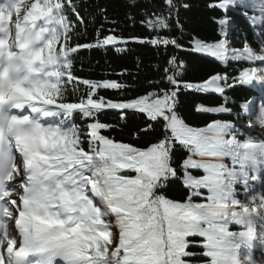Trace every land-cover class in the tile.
<instances>
[{
  "label": "snow or ice",
  "instance_id": "6c2138e0",
  "mask_svg": "<svg viewBox=\"0 0 264 264\" xmlns=\"http://www.w3.org/2000/svg\"><path fill=\"white\" fill-rule=\"evenodd\" d=\"M238 4L252 8L249 23L264 39V0H209L210 11L223 12L214 21L215 42L193 37L187 48L178 8L189 5L165 0L167 15L144 22L155 38L131 39L158 52L163 45L165 52L204 53L225 67L247 62L239 75L186 82V66L174 55L166 80L148 82L155 91L127 98L136 86L75 75L83 50L121 53L128 43L100 29L94 43H79L86 32L79 0H0V264H264L252 255L253 248L264 254V204L249 205L264 176V139L238 138L241 112L227 94L236 85L264 88V46L229 50L227 10ZM173 16L180 38L163 35ZM100 90H114L118 99ZM193 93L222 100L198 104L196 112L233 120L187 124L180 97ZM239 109L255 112L246 103ZM109 112L119 124L140 121L134 140L154 139L138 147L106 135L116 127L100 120ZM177 150L185 153L178 168Z\"/></svg>",
  "mask_w": 264,
  "mask_h": 264
},
{
  "label": "trees",
  "instance_id": "16d2710c",
  "mask_svg": "<svg viewBox=\"0 0 264 264\" xmlns=\"http://www.w3.org/2000/svg\"><path fill=\"white\" fill-rule=\"evenodd\" d=\"M182 4L189 5L188 8L179 7L178 21L183 25L185 36L180 38L181 34L177 29V18L171 17L172 30L163 31V35L180 38L182 46L187 48L193 37L207 43H214L213 39L217 35L218 25L214 21L223 16V12H213L209 10V0H180ZM134 5V6H132ZM103 10V12H101ZM165 10V0H79V11L83 17V24L86 25V32L78 39V42L94 43L97 29L105 35L111 34L114 30L117 35H122L128 40L127 45H121L126 48L125 51L117 53L111 46L108 50L93 49L83 50L74 60V70L77 77L87 78L94 81L104 79L119 80L127 82L137 87V90L130 91L127 98L148 94L155 91L153 87H148L149 81H158L164 77L165 69L169 67L168 61L175 55L178 57L177 63L183 61L186 71L183 75V81L200 83L213 74L219 73L229 78L239 75V71L248 66L247 62H229L227 67L218 64L213 58L204 57L201 53L190 54L185 51H178L174 47H169L167 51H156L151 45L143 46L133 41L132 37L148 39L155 38L156 33L144 26L148 19H155L156 15ZM247 12V16L244 14ZM144 13H148L145 16ZM167 15L166 12H164ZM254 13L251 10L237 5L233 9L227 10V16L231 20V26L226 37L227 44L231 49H241L245 42L254 50L259 51L264 44L257 37L258 27H253L249 23L248 17ZM130 17L132 19H130ZM78 25L80 21L73 18ZM82 28L78 27L77 31ZM129 73L126 80H121L119 73ZM171 75L172 73H168ZM166 80V77H164ZM106 98L117 100L118 96L114 90H100ZM233 103L234 109L241 112V119L235 121L236 127L240 129L238 138L243 140L246 137L258 138L253 130H248V115L250 110L239 109L241 103H246L255 110L264 108V88L258 87V90L247 89L244 85H236L235 90H228L227 93ZM221 98L216 94H185L180 97V113L186 123L194 127H203L211 119L233 120L231 115H216L215 117L196 112L198 104L205 107L220 106ZM100 120L104 123L115 124L116 127L111 132L105 133L117 141L133 143L138 147H145L150 139L141 136L140 140H134L132 134L137 132L142 124L140 121L131 117L127 124H119L118 117L109 112L107 115H101ZM74 122L82 125L80 117H74ZM254 136V137H252ZM86 147V145H85ZM185 153L177 150L175 154V164L178 168ZM177 187H181L177 182ZM256 187V186H255ZM257 191V188H256ZM173 200H182V196L169 194ZM241 200L245 196L240 190ZM235 229V226H234Z\"/></svg>",
  "mask_w": 264,
  "mask_h": 264
},
{
  "label": "clouds",
  "instance_id": "9594fccd",
  "mask_svg": "<svg viewBox=\"0 0 264 264\" xmlns=\"http://www.w3.org/2000/svg\"><path fill=\"white\" fill-rule=\"evenodd\" d=\"M21 2L27 4L28 0H21ZM4 11L7 12V9H4ZM44 78L47 79V76ZM261 103H264V101ZM248 117V125L254 130L255 136L258 137L256 139H264V116L261 115V108L258 107L255 112H252ZM260 204H264V193L257 192L254 198L249 199V205L258 207Z\"/></svg>",
  "mask_w": 264,
  "mask_h": 264
},
{
  "label": "rangeland",
  "instance_id": "374dc122",
  "mask_svg": "<svg viewBox=\"0 0 264 264\" xmlns=\"http://www.w3.org/2000/svg\"><path fill=\"white\" fill-rule=\"evenodd\" d=\"M246 2H248V0H246ZM248 8L252 10L251 7H248ZM230 9H233V8H230ZM259 29L261 30V27H259ZM260 40H262L264 43V39H260ZM258 190L259 192L264 193V176H262L261 182L258 183ZM258 259L264 261V254H262V252L260 253V255H258Z\"/></svg>",
  "mask_w": 264,
  "mask_h": 264
}]
</instances>
